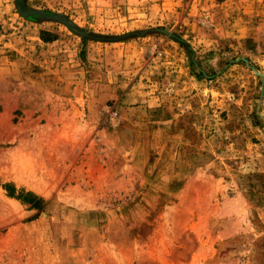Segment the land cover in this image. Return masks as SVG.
I'll list each match as a JSON object with an SVG mask.
<instances>
[{
  "label": "rangeland",
  "instance_id": "374dc122",
  "mask_svg": "<svg viewBox=\"0 0 264 264\" xmlns=\"http://www.w3.org/2000/svg\"><path fill=\"white\" fill-rule=\"evenodd\" d=\"M0 264H264V0H0Z\"/></svg>",
  "mask_w": 264,
  "mask_h": 264
},
{
  "label": "trees",
  "instance_id": "16d2710c",
  "mask_svg": "<svg viewBox=\"0 0 264 264\" xmlns=\"http://www.w3.org/2000/svg\"><path fill=\"white\" fill-rule=\"evenodd\" d=\"M4 188L7 191L9 196L15 197L20 200L22 203L28 204L29 209H37L40 210L42 207V200L29 191H16L15 187L10 184H4Z\"/></svg>",
  "mask_w": 264,
  "mask_h": 264
}]
</instances>
